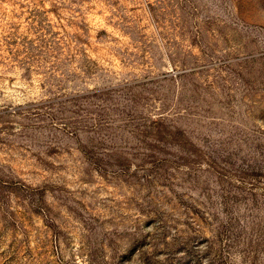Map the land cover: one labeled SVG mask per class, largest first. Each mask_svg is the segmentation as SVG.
Here are the masks:
<instances>
[{
	"label": "rangeland",
	"instance_id": "1",
	"mask_svg": "<svg viewBox=\"0 0 264 264\" xmlns=\"http://www.w3.org/2000/svg\"><path fill=\"white\" fill-rule=\"evenodd\" d=\"M0 264H264V0H0Z\"/></svg>",
	"mask_w": 264,
	"mask_h": 264
}]
</instances>
